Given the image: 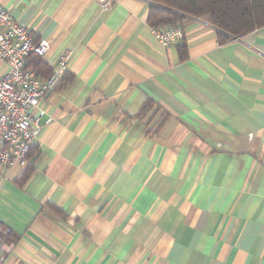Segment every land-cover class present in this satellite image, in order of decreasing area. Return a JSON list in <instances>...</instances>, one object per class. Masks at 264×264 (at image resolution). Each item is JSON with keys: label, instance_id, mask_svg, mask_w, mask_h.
I'll return each mask as SVG.
<instances>
[{"label": "crops", "instance_id": "crops-1", "mask_svg": "<svg viewBox=\"0 0 264 264\" xmlns=\"http://www.w3.org/2000/svg\"><path fill=\"white\" fill-rule=\"evenodd\" d=\"M0 5L47 69L70 55L0 168L2 264H264V26L220 42L192 19L162 47L149 0Z\"/></svg>", "mask_w": 264, "mask_h": 264}, {"label": "built area", "instance_id": "built-area-1", "mask_svg": "<svg viewBox=\"0 0 264 264\" xmlns=\"http://www.w3.org/2000/svg\"><path fill=\"white\" fill-rule=\"evenodd\" d=\"M101 11L108 10L115 0H94ZM162 47L182 40L181 27L152 28ZM49 44L35 40L33 33L18 24L8 9L0 5V60L7 70L0 76V168L23 166L32 141L40 130L30 109L53 92L68 67L69 52L63 53L51 67L50 74L40 78L28 62L43 58ZM5 259L0 227V264Z\"/></svg>", "mask_w": 264, "mask_h": 264}, {"label": "trees", "instance_id": "trees-1", "mask_svg": "<svg viewBox=\"0 0 264 264\" xmlns=\"http://www.w3.org/2000/svg\"><path fill=\"white\" fill-rule=\"evenodd\" d=\"M149 1L152 5L148 11L147 22L151 28L181 27L184 29L192 22V19H201L219 29L221 33L218 38L220 42H225L230 37H241L264 26V0ZM27 66L33 67L37 72L46 71L45 77L51 72L41 58L31 59ZM28 154L26 160H28Z\"/></svg>", "mask_w": 264, "mask_h": 264}]
</instances>
